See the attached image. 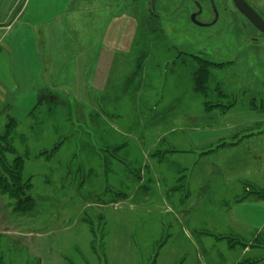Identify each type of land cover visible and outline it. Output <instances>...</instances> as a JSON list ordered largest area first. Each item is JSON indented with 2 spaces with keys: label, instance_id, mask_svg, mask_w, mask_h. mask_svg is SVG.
<instances>
[{
  "label": "rangeland",
  "instance_id": "obj_1",
  "mask_svg": "<svg viewBox=\"0 0 264 264\" xmlns=\"http://www.w3.org/2000/svg\"><path fill=\"white\" fill-rule=\"evenodd\" d=\"M166 1L153 8V0H31L23 28L13 30L22 91L9 95L16 110L0 118V264H255L264 257V235L230 232L224 211L229 202L264 201V188L238 184L261 171L264 143L254 135L264 132V37L232 3L226 15L225 0L217 29L192 24V5L174 14L175 0ZM252 2L264 10V0ZM62 37L67 56H76L67 74L60 58L49 62L63 56ZM81 56H117L105 91H98L102 77L82 74ZM53 62L58 70L50 72ZM200 69L201 94L194 90ZM4 75L11 90L16 78ZM211 149L221 154L209 165ZM243 153L244 172H236ZM213 181L215 196L204 184ZM170 185L180 188L167 191ZM248 208L264 221V207ZM203 227L207 235L198 236Z\"/></svg>",
  "mask_w": 264,
  "mask_h": 264
},
{
  "label": "crops",
  "instance_id": "obj_2",
  "mask_svg": "<svg viewBox=\"0 0 264 264\" xmlns=\"http://www.w3.org/2000/svg\"><path fill=\"white\" fill-rule=\"evenodd\" d=\"M30 2H31V0H0V118L4 115L8 118V117H10L8 112L13 110V109L16 110L14 108V101L12 98L9 97V95L10 94L16 95L17 93H19V91H22L21 86L18 85L19 82L17 81V78H16V76H17L21 79V77L23 76V73H20L18 70V68L21 67V65L18 64V62L21 59L19 56H13V50H14L13 45L18 44L19 32L15 31V33H13V30H15V29L21 30L23 28V26L25 24L24 16L27 13V10L29 9ZM10 35H11L12 39L10 42L7 43V39L10 37ZM49 37H50V35H49ZM62 38H63L62 39V41H63L64 37H62ZM5 48H6V50H4ZM62 49H63V56L50 57L49 62L57 61V59L60 58L62 61H64V64L59 69L61 71H63V74H67L66 68L69 64L74 62V59L76 58V56L74 58L72 56H67V48H66L65 40H64V43H62ZM1 53H3V54H1ZM81 58L84 59V69H83L84 73H82L81 71L80 72L85 77H88L89 74L92 75L93 78H96V76L102 77V80H104V82L101 81L102 84L98 88V91H100V92L105 91L106 87L108 85L109 78L107 76L105 77L104 74L108 68H112L114 66L113 64L116 61L117 56H81ZM39 60H40V58H39ZM53 63L51 65L49 63V65H48L50 72H53L54 70H58L55 66V63H54V65H53ZM53 66H54V69L52 70ZM2 72H4V73H2ZM5 73H6V76L10 75V76H13L14 78H16L14 80L15 83L12 86L11 90H8L5 87L6 85H3L4 84V78L3 77L5 76L4 75ZM1 76H2V78H1ZM21 81H22V83L24 82V80H21ZM116 81H117V84L113 85V86H117L118 90L121 91V85H120L118 79ZM37 86H38V84L36 83V87ZM41 91L42 90L38 91V95H37L38 97H39ZM41 103H42V101L38 100L37 106H40ZM28 106H30V105H28ZM35 108L36 107L32 108L33 111L35 110ZM11 118L13 119V116H11ZM15 122L17 124L16 120H15ZM261 122L264 123V118H262ZM7 123H9V121ZM39 124H40V122H39ZM241 139L243 141L244 136H242ZM254 139L262 140V142L264 143V132H260V133H257L256 135H254ZM241 147H242V149H244V146L242 143L240 145V148ZM261 147H264V144ZM238 149L239 148H237L236 150H238ZM210 151H215V150L211 149L208 152H205V154H206L205 157L209 158V165L214 164L211 162V158L214 159L219 154H221V153L216 154L217 152L212 154V153H209ZM224 156H225V154H224ZM257 157H258V159H257L256 164L257 165H259V163L261 164V171L258 170L257 173L255 174V176L250 177V180H248V181H245L244 177H241L240 183H238L240 187H242L243 183L249 182L252 185L256 184L257 186L264 188V173H263L264 172V149L260 153L259 152L257 153ZM239 158H240V162H238ZM239 158H237V161H235V164L239 166L238 170L236 168H232V169L236 170V172H239V171L244 172V166L246 165V162H244V160H243L244 153ZM196 163H198V165L199 164L206 165L208 162L203 161L201 163L200 160H196ZM206 166H208V165H206ZM211 179L214 180L213 177H211ZM178 180H179V178H178ZM204 184L207 185V187L209 189H212L214 191V196H215V192H216V190H218L216 182L213 181V182H207ZM196 185L199 186L200 183H196ZM225 186L232 188V182L229 181V184H228V182H225ZM175 187L177 189L180 188V187H177L176 185L175 186L170 185V186L166 187V190L171 191L172 189H176ZM207 187L205 189H208ZM225 192L221 195H227V193H225ZM208 194H209V191L203 193L201 195L202 199L203 200L207 199V197H204V196H206ZM121 196L125 197V195H123V194H121ZM97 197H99V196H97ZM223 198H225V197H223ZM125 202H127V204H129V205H132L131 201H127L126 199H120L118 201V204H122ZM201 202L205 203V201H201ZM98 203L99 204L102 203L100 201V197H99ZM198 203H199V201H196V200L193 201V204H198ZM229 204L230 205H228V204L225 205L224 211H225V214L227 213V215L229 216L228 219H226V221L229 220L231 224L226 223L225 227H228L230 232L237 233L241 237H247V238H251L253 236H258L260 234L264 235V221L262 222L260 216L255 214L253 209L248 208V207H250V205H254V207H256V208L264 207V201L256 200V198L250 197V198H246V199L239 201V203H237L235 205H232V203H230V202H229ZM209 208L211 209L210 206H209ZM198 210H199V207L194 208L193 211H198ZM184 211H186V210L184 209ZM188 215L189 214H187V216ZM213 218H215V217L213 216ZM187 221H188V219H187ZM192 229H194V228H192ZM204 230H208V229L203 227L202 228V234L198 235V236L207 235ZM184 231L186 233H189V229L187 227H184ZM229 234H231V233H229ZM261 248H262V246L257 248L255 251H258ZM210 249H211V247L208 246L206 251H210ZM249 251L250 250H246L244 252L245 260L251 259L248 257ZM198 252H200V247L198 249ZM252 257H254V254L252 255ZM263 258L261 260L258 258H254L253 261H258L255 264H259V262L264 263ZM203 260H204V258H203Z\"/></svg>",
  "mask_w": 264,
  "mask_h": 264
},
{
  "label": "flooded vegetation",
  "instance_id": "obj_3",
  "mask_svg": "<svg viewBox=\"0 0 264 264\" xmlns=\"http://www.w3.org/2000/svg\"><path fill=\"white\" fill-rule=\"evenodd\" d=\"M158 0H156L157 2ZM166 1V0H165ZM258 14L259 16L264 20V10L261 8H258L255 6L252 2V0H245ZM167 2V1H166ZM233 4V7L236 9V12L240 14L242 17H244V21L246 23H249L250 26L255 29L261 36L264 37V34H262L259 30H257L249 21L248 19L242 15L237 8L234 5L233 0H225L224 2V9L226 15L231 17V5ZM190 4L192 5L191 11L188 13V19L192 24L197 26L193 19H195L196 22L199 24L206 25L208 27L204 28H211V29H217L221 26L222 21V10H221V0H175L172 1V6L175 9L174 14H178L180 11H183L185 7ZM200 5V6H199ZM244 22V31L248 33V27L246 23ZM229 25H231V22H228ZM227 24V23H226ZM199 27V26H197ZM214 27V28H213ZM202 28V27H199ZM256 40V39H255ZM256 41H259L258 39Z\"/></svg>",
  "mask_w": 264,
  "mask_h": 264
},
{
  "label": "water",
  "instance_id": "obj_4",
  "mask_svg": "<svg viewBox=\"0 0 264 264\" xmlns=\"http://www.w3.org/2000/svg\"><path fill=\"white\" fill-rule=\"evenodd\" d=\"M237 10L244 15L248 21L262 34H264V20L259 16V14L245 1V0H233ZM156 0H153V8ZM200 6V5H199ZM193 22L199 27H208L203 24H199L193 19Z\"/></svg>",
  "mask_w": 264,
  "mask_h": 264
},
{
  "label": "trees",
  "instance_id": "obj_5",
  "mask_svg": "<svg viewBox=\"0 0 264 264\" xmlns=\"http://www.w3.org/2000/svg\"><path fill=\"white\" fill-rule=\"evenodd\" d=\"M204 63H207L209 66L211 63L207 62V61H203ZM204 70L205 69H200L198 72L199 74H197V77H196V80L194 79V90L197 92V93H202L204 91V85L202 83L203 81V74H204ZM4 138L7 139V137L4 135ZM4 139V140H5ZM0 140H3V139H0ZM0 144H3V143H0ZM18 161H20V158H18ZM12 172H15V170H12Z\"/></svg>",
  "mask_w": 264,
  "mask_h": 264
}]
</instances>
